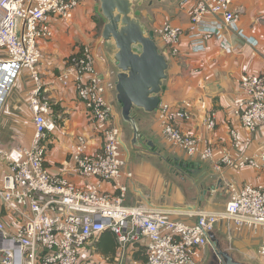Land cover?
<instances>
[{"label":"built area","instance_id":"2783aa9c","mask_svg":"<svg viewBox=\"0 0 264 264\" xmlns=\"http://www.w3.org/2000/svg\"><path fill=\"white\" fill-rule=\"evenodd\" d=\"M82 0H0V111L19 73L25 71L34 88L29 92L33 133L29 148H3L0 141V232L15 241L26 264H82L83 252L103 232L115 237L123 252L127 245L145 243V264H196L193 253L208 244V234L220 220L238 227H260L264 233V183L229 186L230 200L223 212H200L193 225L171 219L159 211L124 204V151L119 132L112 125L110 98L114 82L96 68L92 48L80 46L65 58L57 82L73 89L82 102L89 123L102 142L97 153L88 152V141L78 135L70 148L73 172L84 179L110 183L116 194L100 191V184L82 189L45 166L46 142L57 129L51 103L42 97V83L37 64L40 46L51 41L52 23L67 21ZM186 30L165 25L154 33L160 53L178 54L182 36L193 53H201L206 43L221 40L223 29L245 38L237 26L235 0H193ZM183 4L187 0H182ZM207 18H211L208 21ZM247 40V39H246ZM245 95L242 109L235 111L240 128L229 131L230 146L241 150L249 146L256 133L261 135L258 152L233 162L229 153L215 158L214 148L201 146L184 134L175 121H189L182 108L159 104L156 111L163 138L188 157L211 162L221 172L223 167L261 169L264 166V73L242 75L239 80ZM212 129V116L206 119ZM9 218L8 229L4 224ZM0 264H17L12 250L2 252ZM264 257V239L258 250ZM19 262V263H22ZM121 264V263H118Z\"/></svg>","mask_w":264,"mask_h":264},{"label":"crops","instance_id":"0c3cea01","mask_svg":"<svg viewBox=\"0 0 264 264\" xmlns=\"http://www.w3.org/2000/svg\"><path fill=\"white\" fill-rule=\"evenodd\" d=\"M152 1L150 7L146 2L135 8L141 11L140 21L146 30L155 33L165 25L187 29L193 0H187L184 4L182 0ZM233 8L237 10V26L245 38L235 31L223 29L221 40L213 38L206 43L205 51L193 53L187 37L182 36L178 54L165 56L168 69L159 98L160 104L174 109L182 108L190 114L189 121H175L184 134L195 138L201 146L213 147L216 159L221 156L220 153L226 152L236 162L242 157L255 155L261 144V135L256 133L249 146L235 151L230 146L229 131L240 128L239 119L235 115V111L242 109L245 101L239 85L240 77L264 73V0H235ZM104 24L99 1L82 0L67 21L52 23L53 37L41 46L44 60L38 67V73L42 83V97L51 103L58 124L49 142L45 166L50 173L63 176L79 188L88 189L98 183L101 192L113 195L116 191L110 183L81 178L72 170L70 148L76 136L81 135L87 139L89 153H97L102 142L93 133L87 111L76 98L73 89H64L57 82L65 58L80 46L92 48L96 68L104 76L110 74L111 81H114L115 67L110 61L114 49L99 41L101 35L97 36V27L100 26L102 31ZM157 45L161 46V43L157 41ZM26 74L22 71L16 79ZM27 82L16 101L0 113L4 119L3 137H11L15 142L17 134L22 133L26 139H30L33 133L28 106L29 92L33 85L30 79ZM110 106L112 114L116 116L112 125L117 129L119 116L120 139L127 147V152L123 150L126 206L159 211L175 221L193 225L200 212L218 213L225 210L231 197L230 185L239 188L245 183H264V166L257 170H238L229 166L218 172L211 162L188 157L171 146L161 134L156 113L146 114L141 110H133L140 136L139 145L133 147L130 144L132 130L120 119V107L115 97L114 101L113 97L110 98ZM209 116L215 121L212 129H208L205 122ZM1 142L6 150L13 148L5 145V140ZM15 142L14 145L20 147ZM147 143H152V147H148ZM209 188L214 189L203 194ZM3 220L8 229L10 219ZM212 236L219 246L224 244L228 236L230 244L242 256L239 259L230 255L237 262L252 264V260L261 258L258 250L264 233L260 227H238L232 221L220 220L215 224ZM4 250L13 251L17 264H26L22 262L24 257L16 242L0 232V261ZM213 257L214 249L210 244L193 253L196 264H211ZM145 261L143 240L127 245L120 252L113 234L105 231L86 246L82 264H145Z\"/></svg>","mask_w":264,"mask_h":264},{"label":"water","instance_id":"95a60500","mask_svg":"<svg viewBox=\"0 0 264 264\" xmlns=\"http://www.w3.org/2000/svg\"><path fill=\"white\" fill-rule=\"evenodd\" d=\"M98 1L100 14L105 21L99 41L114 49L110 55V61L115 67V101L120 107V119L132 130L130 144L136 147L140 143V136L133 110H141L146 114L156 113L160 104L159 95L168 69L166 58L160 53L155 41L154 32L146 30L140 21L141 11L135 9L146 2L150 7L153 1ZM116 126L120 138L121 129L118 117ZM120 142L123 150L127 152L126 145L121 139ZM147 146L152 147V143H147ZM213 189H206L203 194ZM212 233L213 231L208 234L209 244L216 254L212 261L218 264H245L235 261L228 253L221 251Z\"/></svg>","mask_w":264,"mask_h":264},{"label":"rangeland","instance_id":"374dc122","mask_svg":"<svg viewBox=\"0 0 264 264\" xmlns=\"http://www.w3.org/2000/svg\"><path fill=\"white\" fill-rule=\"evenodd\" d=\"M100 32H101V28L99 26V27H97V36H100ZM41 46H40V50L42 49ZM42 60H44V56L42 55V52H41V58H40L39 63L37 64V69H38V67H40V65L42 63ZM38 71H39V69H38ZM28 78L29 77L26 74V76H21L19 79H16L14 81V84H13L12 88L8 92V95H7L6 99H5V102H4V104H3L2 108H1L0 113H2V111H4L5 109H8V107H10L11 104L16 101V99L18 98L19 92H21L26 87V84L28 83L27 81L29 80ZM30 81L32 82V85H33L32 86V89H33L34 88L33 81L32 80H30ZM111 92H112V97H113V101H114L115 92L114 91H111ZM117 110L119 111V109H117ZM1 115L2 114H0V117H1ZM115 119H116V116L113 115L112 124L114 123V120ZM3 120L4 119L1 117L0 118V141L1 140H3V141L5 140L6 141L5 142L6 143L5 145H8L9 147H16V145H14V142H15L14 139H12L11 137H8V136H4L3 137V134H4V126L2 124L4 122ZM16 137H17V141L15 143L18 144V145H20V147H25V148H29L30 147L31 138L30 139H26V135H24L22 133L17 134ZM49 142H50V140L48 142H46V146H45L46 147V154H47L48 150L50 149ZM21 145H23V146H21ZM124 166H125V164H124ZM227 238H228V236H226V238L224 239V244L222 246H220L221 251L226 252L229 255H231V254L233 256L235 255L236 257H238L239 259H241L242 256L236 251L237 250L236 247H234L232 244H230V242H229L230 240L227 239ZM214 257H216L215 252H214ZM259 261L261 263H259ZM251 263L252 264H264V257L261 256L260 260H256V261L255 260H252Z\"/></svg>","mask_w":264,"mask_h":264},{"label":"flooded vegetation","instance_id":"af4514ba","mask_svg":"<svg viewBox=\"0 0 264 264\" xmlns=\"http://www.w3.org/2000/svg\"><path fill=\"white\" fill-rule=\"evenodd\" d=\"M211 264H218V263H216L215 261H212V263Z\"/></svg>","mask_w":264,"mask_h":264},{"label":"trees","instance_id":"16d2710c","mask_svg":"<svg viewBox=\"0 0 264 264\" xmlns=\"http://www.w3.org/2000/svg\"><path fill=\"white\" fill-rule=\"evenodd\" d=\"M101 235V234H100Z\"/></svg>","mask_w":264,"mask_h":264}]
</instances>
